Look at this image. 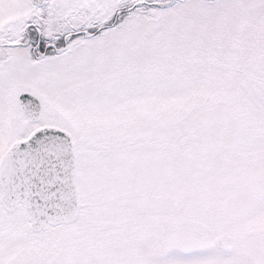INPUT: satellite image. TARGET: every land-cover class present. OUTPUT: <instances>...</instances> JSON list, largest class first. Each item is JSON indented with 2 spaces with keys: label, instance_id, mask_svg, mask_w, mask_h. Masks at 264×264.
<instances>
[{
  "label": "snow or ice",
  "instance_id": "obj_1",
  "mask_svg": "<svg viewBox=\"0 0 264 264\" xmlns=\"http://www.w3.org/2000/svg\"><path fill=\"white\" fill-rule=\"evenodd\" d=\"M0 264H264V0H0Z\"/></svg>",
  "mask_w": 264,
  "mask_h": 264
}]
</instances>
